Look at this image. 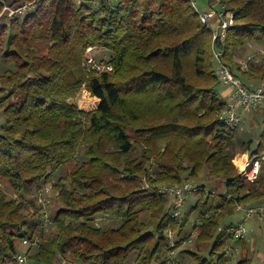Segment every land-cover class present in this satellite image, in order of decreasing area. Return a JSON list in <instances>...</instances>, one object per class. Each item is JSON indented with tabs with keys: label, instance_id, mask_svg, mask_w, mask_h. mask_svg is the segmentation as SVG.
I'll return each mask as SVG.
<instances>
[{
	"label": "trees",
	"instance_id": "16d2710c",
	"mask_svg": "<svg viewBox=\"0 0 264 264\" xmlns=\"http://www.w3.org/2000/svg\"><path fill=\"white\" fill-rule=\"evenodd\" d=\"M27 1H0V13ZM221 2L235 24L215 41L189 0H36L26 15L0 17V177L16 195L0 188V264H16L24 240L30 264H126L134 253L137 264H233L221 220L240 203L264 202V161L249 182L234 158L260 152L264 130L255 143L220 120L227 101L213 46L245 83H264V54L247 71L236 59L264 40V0ZM89 47L110 51L113 70L89 71ZM83 88L98 98L95 108L78 105ZM83 148L85 160L54 179ZM205 166L225 192L197 184L196 202L174 217L162 187ZM45 184L61 202L48 233L35 197ZM106 215L118 224L97 226ZM240 242L235 264H253Z\"/></svg>",
	"mask_w": 264,
	"mask_h": 264
},
{
	"label": "built area",
	"instance_id": "2783aa9c",
	"mask_svg": "<svg viewBox=\"0 0 264 264\" xmlns=\"http://www.w3.org/2000/svg\"><path fill=\"white\" fill-rule=\"evenodd\" d=\"M189 2L198 13L201 23L212 30L214 41L217 39L223 40L229 27L235 24L234 12L224 11V6L220 0H213L210 3L206 2L207 5L205 8H202L197 0H189ZM35 5L36 0H30L16 6L6 4L3 7L0 17L2 15H6L10 18L16 16L21 17L29 12H32ZM94 49L95 47H89L86 51L85 66L88 70L99 73L112 71V64L106 60L98 59L97 53ZM213 53L216 59V73L221 82L220 84L227 88L229 97V101H227L226 106L221 111L219 118L225 125L241 126L245 122L246 113L253 112L259 108H264V83L254 86L248 85L240 76H237L234 73L229 65L225 63L222 57V51L215 45L213 46ZM263 54L264 50L259 49L249 52L245 58L238 59L241 69L243 71L249 70L248 68L250 63L255 62L257 57ZM80 107L83 108L82 106ZM242 154H245L243 161H240V165L236 164L235 166H237L239 173L245 180L254 182L258 179L262 172L264 148L254 155H250L248 152ZM200 189L199 185H195L188 181L181 184L178 183V185H164L162 190L168 193V196L172 198V215L180 218L183 214V208L187 196L195 191H199ZM51 190H53L52 185L45 184L38 192V203L41 205L42 212L41 225L43 227H48L53 224L47 203V193ZM236 209L243 210L248 218L257 217L258 219L264 221V202L262 204L240 203L236 206ZM244 221L245 220H242L237 224L232 223L227 226V231L233 238L236 237L239 240L246 239L248 230L244 225ZM96 225H100L99 219L96 221ZM24 243H28L27 240H24ZM13 260L16 264H30L28 256L23 252H18L16 255L14 254ZM253 264L264 263L254 262Z\"/></svg>",
	"mask_w": 264,
	"mask_h": 264
},
{
	"label": "rangeland",
	"instance_id": "374dc122",
	"mask_svg": "<svg viewBox=\"0 0 264 264\" xmlns=\"http://www.w3.org/2000/svg\"><path fill=\"white\" fill-rule=\"evenodd\" d=\"M198 3H200V6L202 8H205L207 3L206 0H197ZM221 1V0H220ZM3 11V10H2ZM1 14V13H0ZM3 16V15H2ZM264 50V40L261 41H252L246 43L242 49L239 50V53L236 56V59H241L245 58L249 52H253L255 50ZM94 51L97 53L98 59L102 60H107L110 59L112 56V53L108 50H104L101 48H95ZM260 58L257 57L256 62H259ZM227 88L225 86L220 87V98L224 101H229V97L227 96L225 90ZM78 105L82 106L83 108H86L87 110L93 109L96 107L98 99H95L93 95L90 94L89 91H87L85 88H83L82 92L79 94V96L76 99ZM5 123V117L3 114V111L0 109V131L1 127ZM264 130V114H259L257 111L253 112H248L246 114V119L245 122L239 127V134L240 136L244 135L246 137L254 138L255 143L259 140L260 133ZM239 154H242L241 152L237 153L235 158H234V164L235 160L237 159V156ZM83 160H85L84 156V148L81 150V152L77 155L76 159H74L72 162L63 165L59 167L56 172L54 173V179H57L61 174H65V172H68L71 170L73 167L77 166L80 164ZM234 165V166H235ZM237 168V166H236ZM238 170V169H237ZM188 182H192L193 184H203L205 185V191H217L219 193H224L226 190L225 183L221 178H217L215 176H211L209 174V168L204 167L199 176L195 179H189L187 180ZM0 188H2L7 194L8 197L11 199L15 197V192L11 186L10 183L7 181L3 180L0 177ZM198 191H195L193 193H196ZM190 195V194H189ZM188 195V196H189ZM187 196V197H188ZM32 197V196H31ZM38 200V193L35 196ZM199 195L193 194L190 195L185 203V209L190 208L198 199ZM34 198V197H33ZM47 198H48V206L50 210V214H54L57 211V208L60 206L61 202L58 200V198L55 195V191L51 190L49 193H47ZM30 200V197L28 198ZM172 200V198H170ZM184 211V209H183ZM242 220L244 221V225L246 229L248 230V235L246 237V242L249 247V254L250 257L252 258V262H260L264 263V239H263V233H264V221L258 219L257 217H246V214L243 210H236L235 213L231 216H227L223 220H221V227L229 224H237L241 222ZM99 226L103 227H108V226H116L118 224V221L111 215H106L104 217L99 218ZM194 224V219L192 218L191 224H190V229L193 227ZM46 233L55 230L54 226H48L44 227ZM194 234V233H193ZM230 245L234 246L233 248V259L232 262L233 264L238 261V256L242 250V243L240 242L239 239L232 238L230 240ZM31 246V243H19V250L22 252H26L27 249ZM184 247L187 248H194L195 247V241L194 239L192 241H189L185 243ZM135 256H137L136 253H134L131 258L128 260L126 264H137L135 262ZM186 261H190L189 257H183ZM180 259V258H179ZM57 264H79L76 262H72V260L69 257H64L61 258L59 257L56 260Z\"/></svg>",
	"mask_w": 264,
	"mask_h": 264
},
{
	"label": "crops",
	"instance_id": "0c3cea01",
	"mask_svg": "<svg viewBox=\"0 0 264 264\" xmlns=\"http://www.w3.org/2000/svg\"><path fill=\"white\" fill-rule=\"evenodd\" d=\"M225 92H226V94H227V96H228V90H227V89L225 90ZM94 97H95V96H94ZM95 99H98V98L95 97ZM96 102H97V101H96ZM97 103H98V102H97ZM246 114H248V113H246ZM244 155H245V154H239V155L237 156V158L239 159V160L237 159V162H238V161H239V162H240V161H243V159H244ZM263 239H264V238H263Z\"/></svg>",
	"mask_w": 264,
	"mask_h": 264
},
{
	"label": "bare ground",
	"instance_id": "6f19581e",
	"mask_svg": "<svg viewBox=\"0 0 264 264\" xmlns=\"http://www.w3.org/2000/svg\"><path fill=\"white\" fill-rule=\"evenodd\" d=\"M236 164H239L240 165V162L238 161V162H236Z\"/></svg>",
	"mask_w": 264,
	"mask_h": 264
}]
</instances>
